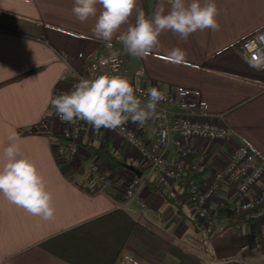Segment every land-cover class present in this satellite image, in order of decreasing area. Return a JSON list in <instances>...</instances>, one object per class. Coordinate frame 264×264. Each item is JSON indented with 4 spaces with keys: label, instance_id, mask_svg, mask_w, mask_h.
<instances>
[{
    "label": "crops",
    "instance_id": "1",
    "mask_svg": "<svg viewBox=\"0 0 264 264\" xmlns=\"http://www.w3.org/2000/svg\"><path fill=\"white\" fill-rule=\"evenodd\" d=\"M162 2L169 7L167 0H138L129 24L140 10L153 16ZM215 3L219 31H197L186 40L166 31L158 48L141 58L130 56L115 36L111 48L97 40L92 32L96 17L79 22L72 12L74 0H0V163L15 134L21 153L44 176L55 207L54 218L43 220L0 196V264H264L257 243L264 220L232 226L222 220L196 231L189 219L198 223L186 183L178 180L180 196L171 198L154 175L144 178L147 170L141 172L147 179L145 206L129 211L122 190L136 174L128 165L141 164L127 143L111 129L85 121L80 158L66 161L57 155V139L49 135L60 133L50 100L67 93L74 79H93L85 62L116 48L126 59L124 77L134 87H156L166 97L181 88L193 89L208 115L231 130L227 141L197 142L208 166L193 181L207 187L214 171L239 145L248 144L264 157V69L253 66L241 46L264 27V0ZM128 26L122 25L116 35ZM229 47L235 49L221 53ZM174 48L186 50V62L178 65L166 59ZM129 122L143 138H150L152 117L143 124ZM170 158H177L173 143ZM91 162L99 165L101 176L113 177L114 187L90 193L80 186L89 180ZM263 186L264 178L251 194ZM237 199V185L225 181L212 205H227L230 212Z\"/></svg>",
    "mask_w": 264,
    "mask_h": 264
},
{
    "label": "built area",
    "instance_id": "2",
    "mask_svg": "<svg viewBox=\"0 0 264 264\" xmlns=\"http://www.w3.org/2000/svg\"><path fill=\"white\" fill-rule=\"evenodd\" d=\"M241 46L251 64L264 69V27L247 36ZM103 60H107L108 63H102ZM85 70L92 73L93 78L103 74L124 77L126 59L121 50L115 48L103 55L89 58L85 62ZM80 80L81 78L72 80L67 92H70ZM137 95L147 102V91L140 90ZM151 117L153 124L149 139L143 138L130 122L123 126V130H111L135 151L136 160L141 165H149L147 177L144 178L154 175L169 197L178 198L181 193L178 180L183 177L188 166L195 174L207 170L208 162L200 156L197 142L227 141L231 137V130L208 115L205 105L198 99L193 89H178L157 105L156 114ZM56 119L60 123L61 137L55 144L57 155L66 161L79 159L81 155L79 142L83 138L85 121L74 119L65 122L58 115ZM171 143L177 150L175 160L170 158ZM191 156L195 158L189 163L188 159ZM87 171L90 178L86 186L89 190L99 192L114 187L113 177L101 176L96 162H91ZM263 178L264 157L256 154L248 144L237 146L228 160L214 171L213 179L208 182L207 187L197 181L188 186V201L197 222L206 229H211L217 224L218 213L212 201L225 181L237 185L238 199L230 212L248 211L247 221H263L264 186L258 193L251 194L252 189ZM144 183L145 179L137 175L127 181L122 190L125 209L134 211L136 206L140 208L145 206Z\"/></svg>",
    "mask_w": 264,
    "mask_h": 264
},
{
    "label": "clouds",
    "instance_id": "3",
    "mask_svg": "<svg viewBox=\"0 0 264 264\" xmlns=\"http://www.w3.org/2000/svg\"><path fill=\"white\" fill-rule=\"evenodd\" d=\"M138 0H74L72 12L81 23L96 17L92 32L97 40L112 47L114 36L132 57H147L159 46V37L166 31L186 40L197 31L210 29L219 31L217 19L220 12L215 0H167L151 17L140 10L134 24H129L137 8ZM98 6L100 8L98 9ZM99 11V15H97ZM126 31L116 35L122 25ZM170 60L176 64L186 62L187 52L181 48L171 49ZM114 59V57H113ZM102 63L107 64V60ZM134 87L120 75H98L93 79H82L67 93H60L50 100L51 108L62 121L83 120L99 129H121L129 120L145 123L156 114L157 105L166 99V92L156 87L147 90V102ZM18 137L12 134L3 149L0 163V196L10 203L43 220L55 215L52 193L47 190L44 176L31 159L21 153Z\"/></svg>",
    "mask_w": 264,
    "mask_h": 264
},
{
    "label": "trees",
    "instance_id": "4",
    "mask_svg": "<svg viewBox=\"0 0 264 264\" xmlns=\"http://www.w3.org/2000/svg\"><path fill=\"white\" fill-rule=\"evenodd\" d=\"M234 49H235L234 47H229V48L223 50L221 53L233 51ZM49 135L53 139H57V141L60 140V138H61L59 135H54V134H49ZM98 152H100V151L97 150L95 153L97 154ZM111 155L113 156V154H111ZM192 159H193V156L189 157L188 162L191 163ZM137 168L141 172H143V171H146L149 168V165H141V166H137ZM196 175L197 174L191 172L190 166H188L185 169V173H184L183 177H181L180 180L186 183V187L184 186V188L186 190H187L188 186L193 182L194 177ZM89 178L90 177H88V179ZM146 180L147 179H145V182H146ZM80 186H82L84 189H86L90 193L98 192V191H94V190H89L87 188V186H85V185H80ZM159 188H160V186L155 187L156 190H159ZM115 196H116V198H119V195H115ZM177 207H178V212L181 215L185 216V214L182 211V209L180 208L179 204H177ZM216 209H217V213H218V222H220L222 220H226V226H232V225H235L238 222L245 221L246 220V216L248 214V211H236V210H233L232 212H228V206L227 205H218ZM256 209H258V207ZM189 219H190L191 223L193 224V226H194L196 231H200L202 229L200 224L196 223V221H194L192 218H189ZM257 243L260 246V248L262 249V251H264V231L263 230H261L259 232V234H258ZM220 264H231V263L230 262H226V263H220Z\"/></svg>",
    "mask_w": 264,
    "mask_h": 264
},
{
    "label": "water",
    "instance_id": "5",
    "mask_svg": "<svg viewBox=\"0 0 264 264\" xmlns=\"http://www.w3.org/2000/svg\"><path fill=\"white\" fill-rule=\"evenodd\" d=\"M128 168L135 172V174L139 177H141V171L134 165H128Z\"/></svg>",
    "mask_w": 264,
    "mask_h": 264
},
{
    "label": "snow or ice",
    "instance_id": "6",
    "mask_svg": "<svg viewBox=\"0 0 264 264\" xmlns=\"http://www.w3.org/2000/svg\"><path fill=\"white\" fill-rule=\"evenodd\" d=\"M166 59H170V57H166Z\"/></svg>",
    "mask_w": 264,
    "mask_h": 264
},
{
    "label": "rangeland",
    "instance_id": "7",
    "mask_svg": "<svg viewBox=\"0 0 264 264\" xmlns=\"http://www.w3.org/2000/svg\"><path fill=\"white\" fill-rule=\"evenodd\" d=\"M243 42V41H242ZM242 44V43H241Z\"/></svg>",
    "mask_w": 264,
    "mask_h": 264
}]
</instances>
